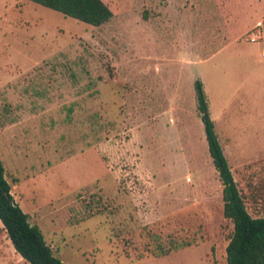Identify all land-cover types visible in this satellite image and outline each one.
Returning <instances> with one entry per match:
<instances>
[{
    "label": "rangeland",
    "instance_id": "rangeland-1",
    "mask_svg": "<svg viewBox=\"0 0 264 264\" xmlns=\"http://www.w3.org/2000/svg\"><path fill=\"white\" fill-rule=\"evenodd\" d=\"M105 1L115 15L97 27L0 0V119L39 113L0 132L12 191L66 264H227L234 223L195 81L264 216V39H246L264 32V0ZM12 243L3 227L0 264H31Z\"/></svg>",
    "mask_w": 264,
    "mask_h": 264
},
{
    "label": "trees",
    "instance_id": "trees-1",
    "mask_svg": "<svg viewBox=\"0 0 264 264\" xmlns=\"http://www.w3.org/2000/svg\"><path fill=\"white\" fill-rule=\"evenodd\" d=\"M89 25L101 26L110 21L114 12L104 0H30ZM198 108L209 112L204 83L195 81ZM206 136L214 165L224 184V214L234 223V232L227 246V264H264V216H254L248 207V197L235 180L225 154L215 121L205 119ZM12 184L6 176L0 158V219L16 250L31 264H66L47 242L39 225L30 221V215L16 200ZM170 251H165L167 253Z\"/></svg>",
    "mask_w": 264,
    "mask_h": 264
},
{
    "label": "crops",
    "instance_id": "crops-1",
    "mask_svg": "<svg viewBox=\"0 0 264 264\" xmlns=\"http://www.w3.org/2000/svg\"><path fill=\"white\" fill-rule=\"evenodd\" d=\"M105 1V0H104ZM106 2V1H105ZM107 3V2H106ZM167 3L169 4V2L167 1ZM108 4V3H107ZM111 7V6H110ZM114 12V11H113ZM115 15V13H114ZM114 17V16H113ZM98 27V26H97ZM236 39V38H235ZM234 39V40H235ZM207 44L204 45V47H206ZM55 57L58 58L57 61H55V63H59V64H64L66 61V57H67V52H57V54L54 55ZM64 58V59H62ZM205 87V85H204ZM206 88V87H205ZM16 89V88H15ZM206 90V89H205ZM8 90H5L4 91V99L3 100H6L7 103H11V104H17L18 106H21L22 108H24L23 106H28L29 105V99H27V101H23L22 98L17 94V92L14 91H9L7 92ZM207 93V91H206ZM207 97H208V102H209V105L211 106V100H210V95L207 93ZM2 100V101H3ZM1 101V102H2ZM23 110V109H22ZM45 110H42L41 113H44ZM29 112V111H28ZM40 113V114H41ZM39 113L37 114H28L26 113V111H23V112H20V110H14L13 112L7 114L6 116H2L0 121H1V127H0V132L2 133H6V134H11L12 137H18L17 134V128H19L21 125L25 124V122L27 120H29L32 116H38ZM215 127H216V123H215ZM25 185L23 186L24 189L27 190V186H29L30 184H35V181L34 180H31L29 182H26V183H19L17 184L16 186H20V185ZM23 189V190H24ZM14 194V193H13ZM16 200L20 203V199L14 194ZM21 205V204H20ZM4 227V224H0V232L1 230L3 229ZM6 235H8L7 231H6ZM9 236V235H8ZM10 239V237H9ZM10 241V240H9ZM11 243V241H10ZM13 244V243H12ZM14 245V244H13ZM15 247V246H14ZM16 249V248H15ZM17 251V250H16Z\"/></svg>",
    "mask_w": 264,
    "mask_h": 264
},
{
    "label": "built area",
    "instance_id": "built-area-1",
    "mask_svg": "<svg viewBox=\"0 0 264 264\" xmlns=\"http://www.w3.org/2000/svg\"><path fill=\"white\" fill-rule=\"evenodd\" d=\"M246 39L248 42H252V43L258 42V41L264 39V32L261 29L253 30V31L248 33ZM263 56H264V54H263Z\"/></svg>",
    "mask_w": 264,
    "mask_h": 264
},
{
    "label": "water",
    "instance_id": "water-1",
    "mask_svg": "<svg viewBox=\"0 0 264 264\" xmlns=\"http://www.w3.org/2000/svg\"><path fill=\"white\" fill-rule=\"evenodd\" d=\"M210 118H211L210 114L209 113H205V119L208 120Z\"/></svg>",
    "mask_w": 264,
    "mask_h": 264
}]
</instances>
